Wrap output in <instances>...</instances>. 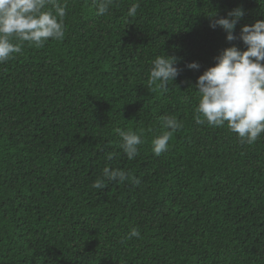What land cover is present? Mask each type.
Listing matches in <instances>:
<instances>
[{"label":"trees","instance_id":"trees-1","mask_svg":"<svg viewBox=\"0 0 264 264\" xmlns=\"http://www.w3.org/2000/svg\"><path fill=\"white\" fill-rule=\"evenodd\" d=\"M60 2L63 40L0 65V264H264V135L241 143L194 119L198 77L246 50L209 16L243 8L239 37L264 0H114L104 16L93 0ZM160 55L180 73L166 91L148 83ZM165 115L183 127L156 156ZM116 128L141 135L135 159ZM105 166L132 178L92 188Z\"/></svg>","mask_w":264,"mask_h":264},{"label":"clouds","instance_id":"clouds-1","mask_svg":"<svg viewBox=\"0 0 264 264\" xmlns=\"http://www.w3.org/2000/svg\"><path fill=\"white\" fill-rule=\"evenodd\" d=\"M96 15L109 14L114 0H93ZM139 3L130 5L127 16L135 17ZM67 3L60 0H0V65L22 53L24 44L42 47L49 40L60 41L65 36ZM209 16L210 27L221 28L228 42L241 40L246 50L237 46L226 48L216 57L215 66L208 68L198 77L197 106L194 119L197 123H207L210 127H227L236 134L241 143L252 144L264 135V20L253 25H244L239 37L234 33L245 13L237 7L227 13V17ZM16 41V43H13ZM177 60L168 55L157 56L151 61L149 85H158L166 91L170 81L179 76L175 66ZM200 64L187 65L190 70H199ZM161 125L166 131L156 136L152 142V152L160 156L169 148L173 133L183 127L174 116H161ZM120 138L119 147L129 160L135 159L143 141L140 134L132 130L116 128ZM115 153L107 155L112 160ZM131 174L123 169L105 166L92 188L102 190L107 182L128 181ZM137 228H131L126 239L140 238Z\"/></svg>","mask_w":264,"mask_h":264}]
</instances>
